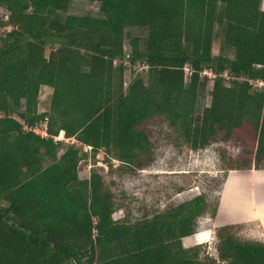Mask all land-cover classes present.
Here are the masks:
<instances>
[{"label": "trees", "instance_id": "1", "mask_svg": "<svg viewBox=\"0 0 264 264\" xmlns=\"http://www.w3.org/2000/svg\"><path fill=\"white\" fill-rule=\"evenodd\" d=\"M72 1L0 0L12 26L0 34V264H264V241L242 239L239 223L215 228L217 258L184 245L209 209L204 193L117 218L104 168L79 174L88 147L125 173L151 165L155 125L176 146H241L222 155L227 171L264 168V90L249 84L264 78V0H90L97 15L69 13ZM125 46L149 64L127 87ZM46 116L49 136L25 128Z\"/></svg>", "mask_w": 264, "mask_h": 264}, {"label": "rangeland", "instance_id": "2", "mask_svg": "<svg viewBox=\"0 0 264 264\" xmlns=\"http://www.w3.org/2000/svg\"><path fill=\"white\" fill-rule=\"evenodd\" d=\"M99 10V2L73 0L69 13L97 15ZM7 15V9L0 5V34L4 31L2 22L6 20ZM219 44V40H216L214 53L219 52ZM48 53L49 50L47 51ZM212 86L213 81L211 80L207 85L206 92L199 98L200 108L210 104ZM52 92V87H42L39 104L41 111L49 110ZM156 126L154 127L153 135L155 160L151 165L144 169L125 173L118 169L120 161L111 160L109 155L103 150L97 154L95 163L90 155L91 147H88L86 150H88L89 156L81 161L79 174L82 178H85L90 176L93 167L100 166L104 168L103 174L106 182L115 193L116 201L122 207L115 213L117 218L127 215L131 219H136L144 214L150 215L165 209L169 205L179 204L204 193L209 202V209L197 220L198 231L196 233L198 234L188 236L185 239V245L194 246L200 244L202 246V256L208 255L217 258L218 251L216 246L218 239L214 228L215 218L213 217V212L222 196L226 177L231 171L225 169L226 164L222 160V155L237 157L242 147L231 141H216L199 150H194L185 144L176 146L172 139L168 137V126ZM58 139L69 141L61 134ZM73 141L76 140L73 139ZM110 164L112 166L111 169L109 167ZM247 171L237 170L233 172L234 175L229 182L228 191L232 188V180H239L237 182L240 184L239 188L246 190L245 193L249 194L248 192H250L254 180L249 174L246 175ZM259 171H264V168ZM241 172L246 173L245 175H240ZM254 177L258 179L255 183L256 200L260 202L264 194V180L259 181V175H254ZM238 193H235V195L238 196ZM241 205L245 209L248 206V202L243 201ZM241 205L239 203L237 206L241 208ZM241 224L242 227L237 230V233L242 239L259 240L261 238V231L255 222ZM189 240H192V242L190 243Z\"/></svg>", "mask_w": 264, "mask_h": 264}, {"label": "crops", "instance_id": "3", "mask_svg": "<svg viewBox=\"0 0 264 264\" xmlns=\"http://www.w3.org/2000/svg\"><path fill=\"white\" fill-rule=\"evenodd\" d=\"M263 9H264V1H263ZM254 170L250 169L247 171V174H246V175L249 174L250 176H252V180H254V184L251 186L252 188L250 192H248L249 194L245 193L246 190H241L239 188L240 184L237 183L239 180H232V183H233L232 188L228 191L229 182L232 179L231 177L234 175L233 172L237 170H231L230 173H228V176L226 177V180L224 183L222 196L218 203V211H217L216 216L214 217L215 218L214 228L224 225V224H234V223L241 224V223L255 222L259 226V230L261 231L260 233L261 238L259 240L264 241V194L261 197V201L257 202L255 183L258 179L254 177V175L256 176L259 175L260 176L259 181L264 180L263 179L264 171H259L262 169H254ZM238 171H241V170H238ZM245 173L246 172L244 173L241 172L240 175H245ZM235 193H238V196L235 195ZM243 201L248 202V206L245 209L241 205ZM239 203L241 205V208L237 206ZM186 238H188V236L183 238L184 245L186 244L185 243ZM189 241L190 243L192 242V240H189ZM186 247H189V246H186Z\"/></svg>", "mask_w": 264, "mask_h": 264}, {"label": "built area", "instance_id": "4", "mask_svg": "<svg viewBox=\"0 0 264 264\" xmlns=\"http://www.w3.org/2000/svg\"><path fill=\"white\" fill-rule=\"evenodd\" d=\"M7 18H8V15L6 16V19ZM11 28H12V26L8 25V26H4L3 30L4 31L10 30ZM125 49H126V54H125V57H124L122 63L126 67V75H125L124 85H125V87H127L137 74H139V73L146 74L148 72L149 64L146 62H141L139 60L133 61V59H131V51L127 49V46H125ZM118 63H119V60L115 59L114 65H117ZM259 66L260 65H258V67ZM186 71L187 72L189 71L188 67H186ZM202 73L204 75H208L211 78H213L215 76L214 72L211 69H206ZM224 76L227 79H230V77H231L230 75H228V73H225ZM249 84L257 91L264 90V78H260V77L259 78H251V79H249ZM2 115H3V113L0 110V117ZM48 124H49V117L46 116L43 120H41L35 126H28L25 124V128L33 130L43 137H47V136H49ZM55 139L57 140L58 136H56Z\"/></svg>", "mask_w": 264, "mask_h": 264}, {"label": "bare ground", "instance_id": "5", "mask_svg": "<svg viewBox=\"0 0 264 264\" xmlns=\"http://www.w3.org/2000/svg\"><path fill=\"white\" fill-rule=\"evenodd\" d=\"M61 135H63V133H61Z\"/></svg>", "mask_w": 264, "mask_h": 264}]
</instances>
